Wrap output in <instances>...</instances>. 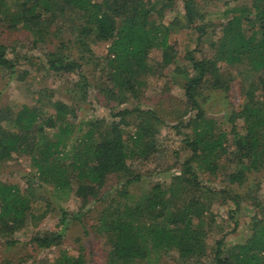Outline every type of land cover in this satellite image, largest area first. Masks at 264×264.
<instances>
[{
    "label": "trees",
    "instance_id": "16d2710c",
    "mask_svg": "<svg viewBox=\"0 0 264 264\" xmlns=\"http://www.w3.org/2000/svg\"><path fill=\"white\" fill-rule=\"evenodd\" d=\"M177 1L183 6L182 21L178 17L170 26L163 25L165 12ZM223 1L227 8L223 12L226 21L219 26L221 37L209 42L214 53L201 59L188 53L190 70L179 72L184 79V108L196 113L186 124L191 127V136L184 140L191 156L166 189L154 185L137 202L129 201V188L141 180L131 162L147 161L159 150L157 138L163 120L156 106L145 110L138 105L124 108L113 113L114 119L108 123L77 121L79 103L84 102L82 99L91 87L88 77L81 76L70 93L73 107L53 100V91L46 90L45 94L43 90L38 92L32 106L24 104L16 111L0 110V164L14 156L24 158L34 172L28 188L35 183L49 185L61 198L76 197L80 209L91 201L99 203L94 230L108 248L104 264L149 263L169 251H176L185 264H197L205 255L209 233L202 194L221 195L238 207L239 195L202 185L190 165L199 159L201 167L213 172L226 153L225 132L214 130V121L206 118L198 101L204 87L211 91L227 90V79L217 67L219 61L238 64L247 60L256 75L255 83L245 93L241 110L234 114L243 120L244 128L240 134L231 127L233 157L238 164L234 172L225 176L228 186H243V171L260 170L264 165V0ZM59 22L61 26L52 31ZM66 22L70 24L69 35L75 36L76 43L83 48L78 50L80 56L76 60H68L61 54L66 44L72 45L73 41L69 37L55 39L58 32L65 30ZM206 22L196 0H0L1 24L8 29L20 25L32 35V45L55 46L46 54L47 71L74 74L84 64L92 63L84 39L92 37L95 42L108 45L101 76L106 81L94 86L95 99L106 107L128 98L140 102L138 96L145 79L176 61L177 51L169 43L172 29L193 27L202 38L213 27ZM155 49L161 53L160 61L151 64L149 54ZM7 51L8 47L0 43V70L13 75L18 60L9 59ZM162 101L160 97L159 102ZM173 119L180 121L178 115ZM111 179L116 186L107 191ZM77 215L61 211L63 229ZM33 217L28 195L16 185L0 182V235L12 237ZM257 225H260L258 233L233 255L234 264H254L258 255L264 253V218ZM64 234L49 232L32 241L40 249L57 248L63 245ZM222 242L217 241L213 250L214 264H233L229 257L222 256ZM7 244L12 245L13 241ZM87 262L86 255L79 252L77 256L62 254L54 264Z\"/></svg>",
    "mask_w": 264,
    "mask_h": 264
},
{
    "label": "rangeland",
    "instance_id": "374dc122",
    "mask_svg": "<svg viewBox=\"0 0 264 264\" xmlns=\"http://www.w3.org/2000/svg\"><path fill=\"white\" fill-rule=\"evenodd\" d=\"M196 2L200 12L205 14L206 23L213 26L207 29L206 36L199 38L193 27L183 26L178 30L172 29L169 43L177 51L175 63L161 73L145 79V84L138 96L140 102H137L135 98H128L125 102L117 103V101L109 107L97 102L94 87L97 82L106 81V78H101V76L102 65L108 52L107 44L95 42L92 37L84 39L85 48L92 54V63L84 64L82 69L74 74L54 73L47 71L45 61L46 54L53 51L55 46L32 45V35L20 28V25L16 29H8L0 23V43L8 47L6 56L9 59L18 60L13 75H10L8 70H0V110L10 108L16 111L24 104L32 106L36 104L37 96L40 94L38 92H43V90L45 94L49 90L53 91V100L63 101L73 107V96L70 93L73 91V86L80 81L81 76L88 77L91 87L88 95L82 99L84 102L79 103L78 108L74 105L77 108V121L103 120L108 123L114 119L113 113L124 108L131 109L138 105L145 110L156 106L163 120L157 138L159 150L147 161L131 162L133 168L141 176V180L129 188L131 197L129 201L130 203L137 202L139 198L150 193L154 185L166 189L172 178L180 175L183 163L191 156V151L185 145L184 140L191 136V127L186 124L194 118L196 113V111L184 108L182 88L184 79L179 72L183 69L190 70V62L186 58L188 53H191L195 59L212 56L214 50L209 42H215L221 37L219 26L226 21L223 12L227 6L224 5L223 0H196ZM182 15V3L177 1L170 10L165 12L161 23L170 26L172 21L178 17V20L182 21ZM59 26H61L60 22L53 25L52 31ZM69 26L70 24L66 22L63 26L65 30L58 32L55 39L69 37L73 43L72 45L66 44V49L61 54L68 60H76L80 56L77 54L78 50H83V48L76 43L75 36L69 35L70 32L67 30ZM160 55L159 50H152L149 54L150 63L159 62ZM217 67L227 79V90L211 91L204 87L198 101L206 118L214 121V130L225 132L226 153L220 157L213 172L206 166L201 167L199 159L190 165L197 173L198 181L202 185L215 191L229 190L232 194L239 195L240 198L236 208L233 202L221 195L208 197L207 194H202L201 199L206 211L204 216L208 223L209 233L205 239V255L197 264H214L213 250L219 240L223 241L222 256L229 257L234 264L236 259L233 255L238 247L258 233L260 225H257V222L264 218V165L260 170H244L245 181L241 187L228 186L225 177L234 172L238 164L236 158L233 157L235 146L231 127L234 126L235 131H239L240 134H243L244 128L243 120L236 118L234 114L241 110L245 102V93L250 89V85L255 83L256 75L250 70L247 60L238 64L219 61ZM23 71L27 74L24 75ZM255 94L259 95V92L256 91ZM160 97L163 98L162 103L159 102ZM172 111H178V113ZM177 115L180 117L179 122L173 119ZM231 118L234 119L233 122ZM33 174L34 172L24 158L14 156L0 164V182L16 185L26 193L31 200L34 214V217L28 218L26 225L12 237L0 235V264H54L62 254L77 256L79 252L86 255L87 264H104L108 248L104 239L94 230L96 209L99 208V203L91 201L86 207L80 209L76 197L71 195L69 198H61L53 193L49 185L35 183L28 188L27 183L33 179ZM114 185L115 182L111 179L107 191L115 188L116 185ZM61 211L69 214L78 213L76 218L79 220L69 221L67 228L63 229L60 224ZM49 232L65 233L63 245L57 248H37L32 239ZM10 240L13 241L12 245L7 244ZM139 264H185V262L181 261L176 251H169L154 262ZM254 264H264V253L258 255Z\"/></svg>",
    "mask_w": 264,
    "mask_h": 264
}]
</instances>
